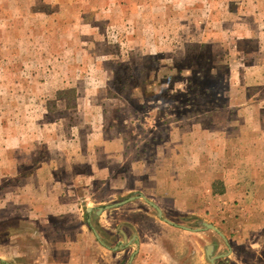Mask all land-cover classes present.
I'll return each instance as SVG.
<instances>
[{
	"label": "rangeland",
	"instance_id": "374dc122",
	"mask_svg": "<svg viewBox=\"0 0 264 264\" xmlns=\"http://www.w3.org/2000/svg\"><path fill=\"white\" fill-rule=\"evenodd\" d=\"M246 111L256 118L246 162L263 176L264 0H0L3 264L33 254L28 237L45 233L47 218L30 213L47 211L46 194L119 251L124 220L156 210L141 198L97 209L139 195L154 203L157 185L189 180L201 212L192 227L204 228L222 121ZM239 209L212 221L237 229L225 236L233 255L218 264H264V201ZM205 230L192 236L198 263L205 245L227 252Z\"/></svg>",
	"mask_w": 264,
	"mask_h": 264
},
{
	"label": "crops",
	"instance_id": "0c3cea01",
	"mask_svg": "<svg viewBox=\"0 0 264 264\" xmlns=\"http://www.w3.org/2000/svg\"><path fill=\"white\" fill-rule=\"evenodd\" d=\"M232 108L239 111L241 107L236 104V107ZM255 119L249 116L246 111V114L241 116L236 114L234 118L223 120L221 124V148L218 155L221 157L220 174L210 175L208 181L210 197L200 203V205H204L205 220L211 222L203 223L214 226L220 232L219 234L208 228L210 232L219 237V240H223L227 249L226 254L228 253L225 257L215 259V264L233 255V244L230 246L225 236L231 235L232 232L236 234L237 229L230 227V231L227 233L218 228L216 222H212L214 218H217V222L219 220L221 223V219H224L227 212H229L227 218L234 217L236 214H240L241 205L246 204L248 207V204L255 205L264 201V181H262L264 175L259 173L260 170L255 166L254 161L246 162L247 153L256 142L254 134L251 135L254 129L250 128V125L256 122ZM193 147L195 146H192V149ZM194 150L196 152L197 147ZM209 150L210 148L206 145L203 153L207 155ZM199 156L204 157L201 153ZM201 163L204 164V162ZM197 167L194 165L188 170L192 172ZM38 170L41 172L46 169L39 168ZM51 182L49 179L42 181L47 189L54 188ZM180 183L179 189H177L178 185L171 184H159L155 188L158 191L156 193L158 199L153 202L161 210V217L146 212L141 219L136 221L131 216L124 220L123 229H118V233L122 237L121 242L131 241L127 244L130 249L129 257L132 256L129 264H208L203 248V258H200L202 262L196 261L197 246L192 236L206 230L205 228L192 227L194 219L201 217V212L197 213L196 200L192 198V183L184 179ZM181 189L183 190L181 191ZM178 193L181 195L179 196ZM50 195L42 196L46 200L44 205L47 211L30 213H35L36 220L41 215L46 216V230L45 233H42L40 228L37 232L32 229L28 243L34 251L33 254L29 253L27 257H22L23 261L27 259L24 264H118L119 254L123 255L128 250V246L125 245V248L119 251L107 246L99 230L90 225L88 220L85 222L81 215L79 216L73 211H59L63 206L62 199L57 196L53 200ZM218 214L221 215V218H218ZM71 217L78 219L75 225L72 221H67ZM53 219H60L63 224L56 227ZM193 229L199 230L194 231ZM134 244L135 248H132ZM209 245L213 246V256L225 254L218 252L219 246L212 243ZM17 256L22 255L16 253L14 257L17 259ZM6 260H8L7 257L0 254V263H6Z\"/></svg>",
	"mask_w": 264,
	"mask_h": 264
},
{
	"label": "water",
	"instance_id": "95a60500",
	"mask_svg": "<svg viewBox=\"0 0 264 264\" xmlns=\"http://www.w3.org/2000/svg\"><path fill=\"white\" fill-rule=\"evenodd\" d=\"M136 198L144 199L150 206H152L156 210V213H157L158 217H161V210L154 203H152L151 201L146 200V198L143 195L131 196V197H129V198L125 199V200H122L120 202H116V203H113V204H110V205H107V206H104V207H100V208L97 209V211L95 213L99 214L103 210H107V209H111V208H114V207H117V206H121V205H123V204H125V203H127L129 201H132V200H134ZM86 210L87 211H90L91 208L90 207H87ZM165 221H167V220H165ZM167 222L170 223L169 221H167ZM202 226L205 229H208L209 228V229H212V230H214V231H216L217 233L220 234V232L214 226H212V225H209V224H206V223H202ZM184 228H186V227H184ZM193 230L195 231V230H199V229H193ZM129 243H131V241H128V242L123 241L122 243L119 242V245H120L119 248H122L124 245H127ZM117 248L118 247H115L113 249L116 250ZM212 250H213V246L212 245H207L204 248L206 258H207V260H208V262L210 264H215V262H214L215 259L220 258V257H225L228 254V253L227 254L225 253V254L213 256L212 255ZM131 259H132V256L129 257V260H128L127 264L130 263Z\"/></svg>",
	"mask_w": 264,
	"mask_h": 264
}]
</instances>
